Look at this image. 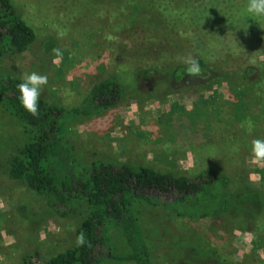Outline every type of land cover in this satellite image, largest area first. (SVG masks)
I'll use <instances>...</instances> for the list:
<instances>
[{"label": "rangeland", "instance_id": "374dc122", "mask_svg": "<svg viewBox=\"0 0 264 264\" xmlns=\"http://www.w3.org/2000/svg\"><path fill=\"white\" fill-rule=\"evenodd\" d=\"M10 1L35 40L26 52L5 56L2 71L20 78L32 71L47 75L41 97L66 109L80 106L90 86L107 77L126 89L111 107L64 130L82 164L98 159L188 173L201 163L225 164L229 157L206 154L193 134L197 123L216 121L205 100H227L228 75L240 72L251 109L261 107L259 98L264 102V17H248L247 0ZM53 48L63 55L54 57ZM189 54L206 67L200 77L184 72L180 59ZM9 122L0 120V145L13 150L19 138L4 129L17 130ZM225 125L239 129L235 122ZM240 150L233 162L240 167L238 179L260 183L261 166L253 163L251 148ZM80 211L59 217L36 193L0 172V264H19L26 253L45 264L71 247ZM140 218L152 264H264V212L252 227L240 215L184 218L146 206ZM111 232L113 247L126 253L122 234ZM195 247L207 255L193 257Z\"/></svg>", "mask_w": 264, "mask_h": 264}, {"label": "trees", "instance_id": "16d2710c", "mask_svg": "<svg viewBox=\"0 0 264 264\" xmlns=\"http://www.w3.org/2000/svg\"><path fill=\"white\" fill-rule=\"evenodd\" d=\"M34 40L32 27L11 1L0 0V120L8 119L9 124H16L17 130L9 126L4 129L7 133L15 131L12 134L19 138L13 150L0 145V172L36 193L48 210L59 217L81 209L75 243L50 255L45 264L107 261L152 264L140 218L141 206L167 209L184 218L240 215L248 226L256 225V217L264 212V167L257 169L260 183H251L248 179H238L240 167L233 162L242 153L241 148L250 150L253 139H264V102L259 98L261 107L251 109L252 98L246 94L247 88L241 86L245 80L243 74L229 73L227 80L231 88L227 100H205L216 121L197 123L200 129L193 133L205 144L206 154L221 153L230 162L201 163L189 173L98 159L85 165L73 154L64 130L77 119L111 107L126 89L110 76L92 84L80 106L66 109L40 97L41 115L32 117L19 100L16 86L21 78L2 71L1 64L5 56L26 52ZM241 73L247 75L245 70ZM221 103L230 106L229 110ZM227 122H235L239 129L227 130ZM223 141L225 144H220ZM82 231L91 241V247L76 245V237ZM111 231L122 234L129 248L126 253L120 254L113 247ZM203 250L195 247L192 256H206L202 255ZM19 264L38 263L26 253Z\"/></svg>", "mask_w": 264, "mask_h": 264}, {"label": "clouds", "instance_id": "9594fccd", "mask_svg": "<svg viewBox=\"0 0 264 264\" xmlns=\"http://www.w3.org/2000/svg\"><path fill=\"white\" fill-rule=\"evenodd\" d=\"M246 13L248 17L258 21V18L264 17V0H247ZM60 35H64L61 33ZM52 53L54 57H61L63 55L62 50L59 48H53ZM180 62L185 65L184 72L190 78L200 77L203 68L199 60L191 54L182 57ZM48 84V76L40 74L36 71L25 72L22 74L21 82L17 84L19 91V100L24 108L32 117L39 118L41 115L39 110V101L41 93ZM251 128V122H249ZM251 158L253 163L258 166L264 167V139L256 138L251 142ZM76 245L83 247L87 245L91 247V241H89L84 232H80L76 237Z\"/></svg>", "mask_w": 264, "mask_h": 264}]
</instances>
